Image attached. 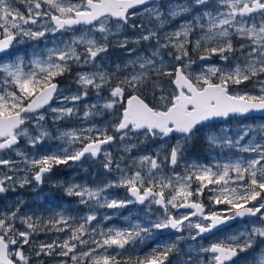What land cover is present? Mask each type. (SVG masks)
Here are the masks:
<instances>
[{
  "label": "snow or ice",
  "instance_id": "6c2138e0",
  "mask_svg": "<svg viewBox=\"0 0 264 264\" xmlns=\"http://www.w3.org/2000/svg\"><path fill=\"white\" fill-rule=\"evenodd\" d=\"M66 32L72 35L63 39ZM57 35L52 47H40ZM28 42L32 52L19 54L17 46ZM112 49L126 58L111 61ZM74 69L76 91L66 95L60 78ZM93 93L97 102L82 117L88 126L53 136L47 113L53 124L79 118L76 105ZM253 112H264V0H0V194L41 185L54 167L84 159L103 157L106 174L118 173L95 186L64 187L87 207L84 215L22 214L23 200L0 208V264H171L181 241L203 240L245 218L234 234L189 244L178 264H237L241 254L242 264H264V124L238 129L235 138L216 127ZM105 116L103 125L90 120ZM198 134L220 151L191 160L188 146ZM22 139L32 153L20 147ZM49 139L62 143L36 151ZM147 141L157 145L154 152L131 155ZM116 143L125 155L107 150ZM119 187L130 196L110 198ZM134 203L146 206L144 219L102 226L112 217L99 209ZM165 229L178 233L171 243L123 256ZM40 233L65 235L37 241Z\"/></svg>",
  "mask_w": 264,
  "mask_h": 264
},
{
  "label": "flooded vegetation",
  "instance_id": "af4514ba",
  "mask_svg": "<svg viewBox=\"0 0 264 264\" xmlns=\"http://www.w3.org/2000/svg\"><path fill=\"white\" fill-rule=\"evenodd\" d=\"M133 46L134 45H129V47H133ZM110 51L112 52V54L110 55L111 57L109 59L113 62H120V60L125 59V57H126L124 52H122V51L119 52V49H112ZM115 54H116L117 58L115 57ZM74 70H79V69H74ZM73 76L74 75H68V76H65L64 78H60V87L64 84H67L69 89H72V90L76 89L75 84L69 83V81L72 79ZM106 95H107V93H101V96H106ZM96 102H97L96 95L94 93L90 94L87 98L78 102L79 105H81L79 110L85 109L86 105L95 104ZM55 103H53L52 106L55 105ZM100 103H103V100H101ZM107 119H108L107 116H105L103 119H101L100 117L90 118L91 122L96 123L98 126L103 125ZM76 122L80 123V125L84 126V127L88 126V123H89V121H84L82 118L74 119V117H73L71 119L69 118V119L57 122L56 124H53L50 117H48V124L47 125L52 126V127L54 126L55 129L53 130V136H57V135H59V132L57 131L58 129L60 130L62 128L67 129V127H74ZM53 141L56 143V145L58 144V146H59V140L53 139ZM119 145H120L119 143H116V144L110 145L108 147L107 150L112 152L113 157H120V156L125 155V153H123V151H121V149L119 150L120 152L115 150V147H118ZM20 147L22 149H25L27 152H29V151L31 152L33 150L26 145V143L23 139L20 141ZM40 150H41V148L37 149L36 151L39 152ZM13 157H14V159H18L15 156H13ZM102 160H103V157H100L95 162L91 159H84L82 162H76V163L69 162V165H60V166L54 167L53 171L50 174H46L45 181L43 184L36 185L35 183H33L30 185H25L23 188L18 186V187H16L15 191L7 192V194L4 196V199H3L4 202L3 203H4V205L7 204L5 202L6 198L10 199L11 201H12V199H14L13 203H12L13 206H14L15 202L18 200L25 201V204L23 206H21V213L22 214H24V213L33 214L34 213L37 216L46 217L45 212H43V207L48 206L51 208V211L53 214L58 212L59 210H65L66 209L67 210V212L65 213L66 215L71 214L73 216H80L81 212H85V211L87 212L88 211L87 207L84 205L78 204L77 203V201H78L77 197L66 196L64 194V187H66L68 183L86 184L89 186H95L97 183H100L101 181H106L107 175H111V173H117L114 170V172H111L110 174H106L105 169L101 166ZM47 177H49L48 182L46 181ZM32 185H35V187H36L35 193L31 192L30 187H32ZM22 190H25L24 193L22 192ZM21 193L24 196L23 198H15L16 194H21ZM46 193H53V194L55 193V198L52 199L51 197L48 196V198L46 200H42L41 196H43ZM115 193L118 196H122L123 198H126V197L128 198L130 196V194L126 191V189L123 192L121 191L120 193H117L115 191ZM208 195H209V193L206 191L204 196L202 197L203 202L205 204H208V199H207ZM64 205L66 208L63 207ZM57 206H59V207H57ZM213 207H216L217 209H219L223 206H213ZM157 209H158V206H153V211H156ZM105 210H106V208L99 209L100 216H103ZM146 210L147 209H146L145 205H140V204L134 203L133 205L128 206L124 211L118 212V213H120L119 215H117L118 217L116 216L114 219L108 220L107 221L108 223H104V225L107 226V225H109V223H113V222H114V224H123L126 221V220H124L125 217H129V218H133V219L136 217H139L141 219H144ZM180 211L183 212L185 210L182 209ZM98 219H99V217H98ZM242 223L247 224L248 219L247 218L244 219L243 222L240 219H237V220L231 222L230 224H228L227 226L221 227L220 231H216L212 235L206 234L205 238L203 240H201L198 237L197 241H192V242H195L196 244L202 243L205 246H207L210 242L216 240L219 237H223L227 233H231V234L236 233L237 231H235L234 229L238 226H241ZM125 226L126 225H123V227H125ZM17 227L24 228L23 225L19 224V222H17ZM44 235L45 234L40 233L39 235L34 237V239H36L37 241H45V238L51 239L54 235H57V234L53 233L52 235H45V236ZM176 235H178V233H175V231L164 232V230H162V234H161V236H159V238L169 239L168 243H171L175 239ZM184 235L187 236V233L185 232ZM188 241L191 242L190 240L180 242V245H179V247L181 249L180 253H173L170 255L169 261L171 262V264H177L178 261L183 256L187 255L186 243ZM258 243H259V241H258ZM148 247L149 246H147V248ZM182 251H184V252H182ZM123 256H135V254L133 253L132 249L129 248L127 251L123 252ZM244 259H245L244 254H241L239 260L237 261V264H242ZM49 263H50V260L47 261V264H49ZM33 264H36V262L33 261Z\"/></svg>",
  "mask_w": 264,
  "mask_h": 264
},
{
  "label": "rangeland",
  "instance_id": "374dc122",
  "mask_svg": "<svg viewBox=\"0 0 264 264\" xmlns=\"http://www.w3.org/2000/svg\"><path fill=\"white\" fill-rule=\"evenodd\" d=\"M17 7L20 9V11L21 12H25V7H24V5L23 4H17ZM79 27V26H78ZM72 35V33L71 32H66V33H64V36H63V39H68L70 36ZM61 37L59 36V35H57L56 37H53V36H49L48 37V39H47V41L46 42H41V45H40V47H44V45H45V43H47V46L48 47H52V44H51V41L53 40V39H60ZM17 47H19L20 48V53L19 54H21V55H23V53H24V51H25V49H27V51L29 52V53H31L32 52V45H31V42H28L26 45H18ZM120 51H122V50H120L119 49V52ZM123 52V51H122ZM112 54V52L110 51L109 53H108V59L111 57L110 55ZM115 57H116V54H115ZM117 58V57H116ZM126 58V57H125ZM213 61L214 62H218V59L216 58V57H213ZM196 68L198 69V65L196 66ZM76 71H78V70H73V72H72V74L71 75H75V72ZM66 76H68V75H66ZM64 78V77H63ZM251 87V85H249V84H246V85H242L241 86V88H240V90L241 91H244V90H246L247 88H250ZM61 88H63V89H66V91H65V94L67 95V94H70L71 92H75L76 91V89H69L68 88V86H67V84H64V85H62L61 86ZM56 102V103H55ZM54 103H55V105H53L52 107H59L60 106V101L59 100H57V101H55ZM69 107H71L72 106V104L70 103L69 105H68ZM78 108H80V106L81 105H79V103L76 105ZM85 109H81V110H79V112H80V116H79V118H82L83 117V111H84ZM47 116L48 117H50V119L52 120V114L49 112V113H47ZM73 118V117H72ZM71 119V118H70ZM74 119H78V117H74ZM261 124H264V117H247V118H233V119H230L228 122H227V124L225 125V124H216V127L217 128H219V127H226V128H230L231 129V132L229 133V135H231V136H233V138H235V136H236V134H237V130L238 129H242V128H244V127H247V126H251V127H257L258 125H261ZM47 127L49 128V130L52 132V135H53V130L55 129L54 128V126L52 127V126H48L47 125ZM77 127H84V126H81L80 125V123H75V125H74V127H67V129L68 128H77ZM59 130V129H58ZM63 130H66V128H62V129H60L59 131H63ZM58 131V132H59ZM254 135H257V134H255V133H253V134H250L249 135V137H246V139L244 140V141H242L241 143H246L247 142V140L248 139H251ZM198 137H200V139L202 140V141H204L203 140V136H202V134H198L197 135ZM194 142V141H193ZM192 142V143H193ZM52 143V144H51ZM55 142L53 141V139H49V140H45V142L43 143V145H42V148H41V150L39 151V152H43V151H45V150H47V151H55L56 149H57V147H58V144L56 145V143L54 144ZM61 141H59V145H61ZM206 144V143H205ZM156 147H157V145L155 144V143H153L152 141H147L144 145H142L141 147H140V149L138 150V151H136V150H134L133 151V153L131 154V155H146V154H149V153H151V152H154L155 151V149H156ZM205 152L203 153V156L204 157H206V156H214V155H216V153L217 152H219L220 151V149H215V150H212V149H210L209 148V146L206 144V146H205ZM120 149H122V145H119L118 147H115V150L116 151H118V152H120L119 150ZM122 151V150H121ZM225 153H228V149H224L223 150ZM232 151H235V150H232ZM33 152V150L30 152L29 151V153H32ZM245 155H248V154H245ZM204 157L202 158V159H200L201 161H203L204 160ZM5 158H7V157H5ZM13 159H14V157H12ZM191 160H194V159H191ZM183 170V164H181V166L178 168V169H176V171H178V172H180V171H182ZM114 172V171H113ZM24 175V173H20L19 174V176H23ZM118 176V173H111V175H107V177H106V180H108V179H115L116 177ZM48 179H49V177H47L46 178V181L48 182ZM16 187H18V185L16 186ZM31 188V192H33V193H35V185H32V187H30ZM125 190V188H123V187H119V188H113V189H111L110 191H109V196H110V198H119V199H124L122 196H118L116 193H115V191L117 192V193H120L121 191L123 192ZM48 196L49 197H51L52 199H54L55 198V193L53 194V193H46V194H44L43 196H41V199L42 200H46L47 198H48ZM24 196H23V194L21 193V194H16L15 195V198H23ZM40 197V196H39ZM37 198V197H36ZM127 198V197H126ZM13 200L14 199H12V201L10 200V199H8V198H6L5 199V202L7 203V204H10V205H12V203H13ZM39 200V199H38ZM4 201H2V202H0V204H2ZM131 205H133V204H129L128 206H131ZM127 206V207H128ZM64 208H66L65 207V205L63 206ZM127 207H125V208H122V210L120 209V210H114V209H107L106 208V210L104 211V214H107V215H109V216H111L112 217V219H114L117 215H119L120 213H118V212H120V211H124ZM59 211H62V210H59ZM58 211V212H59ZM86 213V211L85 212H81V215H84ZM103 214V215H104ZM118 217V216H117ZM112 219H110V220H112ZM125 220V219H124ZM108 220H106V221H103V224H102V226L104 227V228H109V227H116V228H123V225H127V221H125L123 224H114V222L113 223H109V225H107V226H105L104 225V223H108L107 222ZM230 224V223H229ZM21 230H24V228H20ZM235 231H238V230H241V226H238V227H236L235 229H234ZM57 235H60V236H63V235H65L64 233H62V234H57ZM159 236H161V233H157V234H155V238H153V239H149V240H146L145 242H144V244L143 245H138L137 246V250L136 251H133V253L135 254V256H137V255H143L145 252H147V251H149V249L151 248V247H155V246H157V245H161V246H163L164 244H168V241H169V239H164V238H159ZM45 240H49L50 241V238H45ZM189 244H196L195 242H187L186 243V251H187V248H188V245ZM147 246H149L148 248H147ZM147 248V249H146ZM131 249V248H130ZM144 250V251H143ZM143 251V252H142ZM182 252H184V251H182ZM187 258V255H185V256H183L181 259H186ZM49 264H55V260H50V263ZM178 264V263H177Z\"/></svg>",
  "mask_w": 264,
  "mask_h": 264
},
{
  "label": "trees",
  "instance_id": "16d2710c",
  "mask_svg": "<svg viewBox=\"0 0 264 264\" xmlns=\"http://www.w3.org/2000/svg\"><path fill=\"white\" fill-rule=\"evenodd\" d=\"M122 55V54H121ZM218 59V57H216ZM205 142L200 139V137L197 136V138L194 140L193 143H191L188 146V156L190 159H202L203 153L205 152ZM25 190H22L24 193ZM4 197L0 198V202H2ZM4 207V203L0 204V208ZM43 212H45L46 217L53 215L51 208L48 206L43 207ZM53 233H48L47 235H52ZM45 236V235H44Z\"/></svg>",
  "mask_w": 264,
  "mask_h": 264
},
{
  "label": "water",
  "instance_id": "95a60500",
  "mask_svg": "<svg viewBox=\"0 0 264 264\" xmlns=\"http://www.w3.org/2000/svg\"><path fill=\"white\" fill-rule=\"evenodd\" d=\"M247 117H264V112H253V113L248 114ZM237 118H240V117H237ZM0 195H4V194H0ZM231 222H233V221H231ZM231 222H229V223H231ZM221 227H223V226H221ZM172 231H174V230H170V229L164 230V232H172Z\"/></svg>",
  "mask_w": 264,
  "mask_h": 264
}]
</instances>
